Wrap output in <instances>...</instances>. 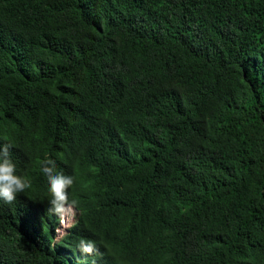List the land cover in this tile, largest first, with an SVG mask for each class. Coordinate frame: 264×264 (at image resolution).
<instances>
[{
	"label": "trees",
	"instance_id": "trees-1",
	"mask_svg": "<svg viewBox=\"0 0 264 264\" xmlns=\"http://www.w3.org/2000/svg\"><path fill=\"white\" fill-rule=\"evenodd\" d=\"M5 154L0 264H264V0H0Z\"/></svg>",
	"mask_w": 264,
	"mask_h": 264
},
{
	"label": "clouds",
	"instance_id": "clouds-1",
	"mask_svg": "<svg viewBox=\"0 0 264 264\" xmlns=\"http://www.w3.org/2000/svg\"><path fill=\"white\" fill-rule=\"evenodd\" d=\"M43 171L47 173L50 172V169H43ZM49 182L53 196L51 203L54 205V210L56 213L63 212L62 217L63 215L66 216L64 213L65 203L67 202L65 188L72 183V180L64 175H57L55 177H49ZM27 187H29L28 182L20 176L15 175V165L9 158H6V154L5 156H0V198H3L7 203H12L16 199L17 194L23 192ZM49 211L51 212L52 210L50 209ZM75 214L72 215V223L65 227V229L74 223ZM85 251L91 252L92 249L91 247H86Z\"/></svg>",
	"mask_w": 264,
	"mask_h": 264
},
{
	"label": "rangeland",
	"instance_id": "rangeland-1",
	"mask_svg": "<svg viewBox=\"0 0 264 264\" xmlns=\"http://www.w3.org/2000/svg\"><path fill=\"white\" fill-rule=\"evenodd\" d=\"M64 213H65L66 216L63 215V217L61 219V223H60L61 224V227H60V230H57L59 233L62 232L63 229H65V227L69 226L70 223H72V221H73L72 215L74 213H76V212L74 211L73 208L66 207V208H64ZM68 217H69V219H67Z\"/></svg>",
	"mask_w": 264,
	"mask_h": 264
}]
</instances>
